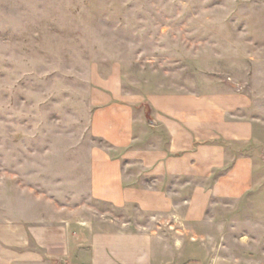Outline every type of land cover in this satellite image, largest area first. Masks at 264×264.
<instances>
[{
    "label": "rangeland",
    "instance_id": "rangeland-1",
    "mask_svg": "<svg viewBox=\"0 0 264 264\" xmlns=\"http://www.w3.org/2000/svg\"><path fill=\"white\" fill-rule=\"evenodd\" d=\"M233 88L255 117L254 188L217 246L221 264H264V0H0V225L107 208L87 195L104 93Z\"/></svg>",
    "mask_w": 264,
    "mask_h": 264
},
{
    "label": "crops",
    "instance_id": "crops-1",
    "mask_svg": "<svg viewBox=\"0 0 264 264\" xmlns=\"http://www.w3.org/2000/svg\"><path fill=\"white\" fill-rule=\"evenodd\" d=\"M128 95L104 93L90 124L107 148L91 153L87 195L107 208L25 220L18 236L1 224L0 264H221L223 211L254 188L250 99L235 88Z\"/></svg>",
    "mask_w": 264,
    "mask_h": 264
}]
</instances>
